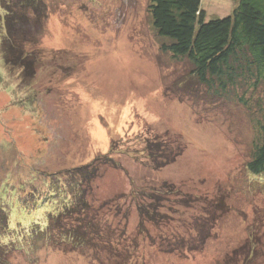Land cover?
<instances>
[{
  "label": "rangeland",
  "instance_id": "374dc122",
  "mask_svg": "<svg viewBox=\"0 0 264 264\" xmlns=\"http://www.w3.org/2000/svg\"><path fill=\"white\" fill-rule=\"evenodd\" d=\"M45 1L42 27L29 28L37 44L17 38L36 61L34 77L5 64L0 18V182L27 184L34 170L32 190L47 174L62 188L55 205L34 211L0 197L12 229L45 225L48 211L73 199L63 172L96 161L85 216L97 226L84 227L92 242L82 247L55 229V241L14 250L10 264H241L233 250L249 243L252 264H264V179L247 168L261 112L240 98L253 103L264 89L239 82L220 94L201 83L188 58L161 49L149 0ZM235 5L203 0L207 19ZM147 143L165 147L159 162L169 163L157 166Z\"/></svg>",
  "mask_w": 264,
  "mask_h": 264
},
{
  "label": "trees",
  "instance_id": "16d2710c",
  "mask_svg": "<svg viewBox=\"0 0 264 264\" xmlns=\"http://www.w3.org/2000/svg\"><path fill=\"white\" fill-rule=\"evenodd\" d=\"M235 1L236 5L230 14L210 19H207L203 0H149L147 5L153 27L164 39L161 49L174 57L188 58L193 64V74L199 81L220 94L229 92L230 86L239 82H247L250 91L261 87L264 89V0ZM0 8L3 11L0 18L3 17L4 26L1 36L4 62L21 67L27 77H34L36 61L31 57V52L25 54L24 49L18 46L17 38L23 37L24 46L37 44L29 33H32L34 23L42 27L41 20L47 14L48 3L45 0H0ZM240 98L243 103L248 102L247 105L255 104L261 112L257 118L259 135L247 168L252 177L264 179V97L253 103L246 95ZM146 149L157 166L169 163L166 160L159 162L166 156L165 147L154 149L153 143H147ZM94 163L96 161L63 172L70 185V191L67 192L73 199L66 201L56 211H48L45 225L33 223L31 226L19 225L12 229L9 207L0 197V264H10L9 258L14 250H32L33 245L36 249L38 240L53 241L55 229H58V237H61L59 241L70 242L77 247L92 242L86 230L97 225H93L89 221L90 216L85 214L86 208L90 206L87 193L100 168ZM47 175L41 176V186L44 188L40 186L35 190H32L33 186H37L36 182L40 179L38 171H31L27 184H14L8 177L0 182V194L10 193L20 208L22 206L28 211H34L44 204L53 206L52 196L61 192L56 191L55 185H60L61 190L62 181L59 175L55 176L56 180H53V175ZM45 187L47 190L44 192ZM140 208H143L142 213L149 214V208L142 205ZM63 216L67 220L70 217L72 223L77 224H62ZM87 222L91 226L86 225ZM8 241H11V245ZM202 245L203 242H197L194 248ZM241 248H235L232 257L236 260L239 258L241 264H252L257 247L249 243L246 248Z\"/></svg>",
  "mask_w": 264,
  "mask_h": 264
}]
</instances>
